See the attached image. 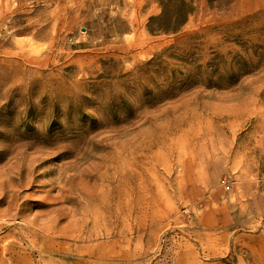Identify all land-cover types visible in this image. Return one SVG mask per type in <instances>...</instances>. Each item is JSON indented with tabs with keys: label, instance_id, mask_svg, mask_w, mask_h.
<instances>
[{
	"label": "rangeland",
	"instance_id": "obj_1",
	"mask_svg": "<svg viewBox=\"0 0 264 264\" xmlns=\"http://www.w3.org/2000/svg\"><path fill=\"white\" fill-rule=\"evenodd\" d=\"M164 1L0 0V264H264V0Z\"/></svg>",
	"mask_w": 264,
	"mask_h": 264
},
{
	"label": "trees",
	"instance_id": "obj_2",
	"mask_svg": "<svg viewBox=\"0 0 264 264\" xmlns=\"http://www.w3.org/2000/svg\"><path fill=\"white\" fill-rule=\"evenodd\" d=\"M190 12L191 9L186 0H165L162 3V13L158 18L160 23L156 25V28L165 33H175L186 23ZM163 19H167L166 23H161Z\"/></svg>",
	"mask_w": 264,
	"mask_h": 264
},
{
	"label": "crops",
	"instance_id": "obj_3",
	"mask_svg": "<svg viewBox=\"0 0 264 264\" xmlns=\"http://www.w3.org/2000/svg\"><path fill=\"white\" fill-rule=\"evenodd\" d=\"M195 240H198V243L202 246L203 244H205L206 242L203 239H200L199 236L198 238L195 237Z\"/></svg>",
	"mask_w": 264,
	"mask_h": 264
}]
</instances>
